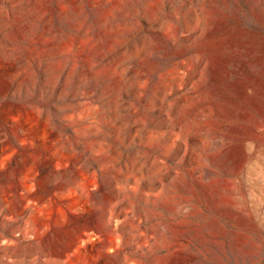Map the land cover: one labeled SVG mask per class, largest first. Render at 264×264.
Instances as JSON below:
<instances>
[{
	"label": "rangeland",
	"instance_id": "374dc122",
	"mask_svg": "<svg viewBox=\"0 0 264 264\" xmlns=\"http://www.w3.org/2000/svg\"><path fill=\"white\" fill-rule=\"evenodd\" d=\"M0 264H264V0H0Z\"/></svg>",
	"mask_w": 264,
	"mask_h": 264
}]
</instances>
